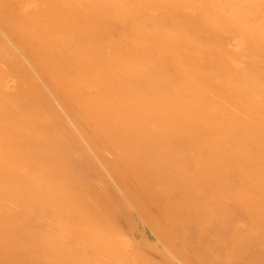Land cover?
Here are the masks:
<instances>
[{
	"label": "bare ground",
	"instance_id": "1",
	"mask_svg": "<svg viewBox=\"0 0 264 264\" xmlns=\"http://www.w3.org/2000/svg\"><path fill=\"white\" fill-rule=\"evenodd\" d=\"M0 264H264V0H0Z\"/></svg>",
	"mask_w": 264,
	"mask_h": 264
}]
</instances>
